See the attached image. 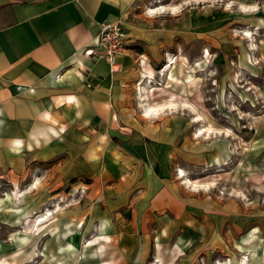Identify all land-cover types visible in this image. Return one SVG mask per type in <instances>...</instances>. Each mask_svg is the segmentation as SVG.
<instances>
[{"label":"crops","instance_id":"crops-1","mask_svg":"<svg viewBox=\"0 0 264 264\" xmlns=\"http://www.w3.org/2000/svg\"><path fill=\"white\" fill-rule=\"evenodd\" d=\"M140 1L0 0V170L22 175L42 166L49 182L75 181L65 195L85 186L88 200L57 224L68 241L59 236L58 253L44 261L65 264L71 253L62 243L77 245V231L109 236L121 228L142 230L139 248L131 255L122 244L117 260L104 251L105 264H146L152 249L171 264H193L201 247L224 251L232 229L240 235L235 248L264 264V208L247 212L240 200L196 194L176 174L203 161L221 166L228 151L214 141L200 155L194 106L177 100L193 76L170 58L173 29L154 28L150 12L137 10ZM114 22L128 41L111 65L97 37ZM89 49L96 54H84ZM222 264L239 263L228 255Z\"/></svg>","mask_w":264,"mask_h":264},{"label":"rangeland","instance_id":"rangeland-1","mask_svg":"<svg viewBox=\"0 0 264 264\" xmlns=\"http://www.w3.org/2000/svg\"><path fill=\"white\" fill-rule=\"evenodd\" d=\"M161 6L155 13L149 11ZM137 10L150 12L154 28L164 32L173 29L171 44L177 51L170 58L180 72L182 66L184 72L189 66L193 76L188 92L180 90L177 100H188L194 106V135L201 144L200 155L202 145L214 141L226 144L228 151L221 166L203 161L191 173L178 169L176 174L184 176L182 182L188 177L196 194L222 202L240 200L248 206L247 212L255 204L264 208V0H141ZM127 41L128 36L125 47ZM238 179L242 185L236 187ZM72 182H49L48 170L38 165L28 167L22 175L0 170V264L54 263L53 255L60 246L56 239H69L67 231L59 230L57 224L72 215L70 210L78 209L85 198L88 200L85 186L64 194ZM43 190H60L62 194L44 197ZM42 217L45 220L41 222ZM151 232L154 235L156 231ZM76 234L77 245L62 243L71 253L66 254L65 264H105L108 255L104 251L114 252L117 260L122 244L127 247L128 243L133 255L142 230L116 228L107 236L92 229ZM238 238L240 235L229 229L224 251L219 246L201 247L193 264L205 263L209 247H215L211 264H222L228 255L236 256L239 264H250L252 252L235 248ZM100 251L104 254L98 255ZM259 252L264 256V247ZM49 255L50 261H44ZM163 257L152 249L146 264L173 263Z\"/></svg>","mask_w":264,"mask_h":264},{"label":"built area","instance_id":"built-area-1","mask_svg":"<svg viewBox=\"0 0 264 264\" xmlns=\"http://www.w3.org/2000/svg\"><path fill=\"white\" fill-rule=\"evenodd\" d=\"M127 33L120 23H105L100 26L97 37L99 56L104 58L109 64L114 65L115 58L125 47ZM87 56H94L96 53L92 50H86Z\"/></svg>","mask_w":264,"mask_h":264},{"label":"bare ground","instance_id":"bare-ground-1","mask_svg":"<svg viewBox=\"0 0 264 264\" xmlns=\"http://www.w3.org/2000/svg\"><path fill=\"white\" fill-rule=\"evenodd\" d=\"M163 7L161 6V7H156V8H152V9H150L149 11L150 12H157V11H159L160 9H162ZM166 70V69H165ZM203 131L204 130H202L201 132H200V134H202L203 133ZM187 181V183L189 184V185H192V183L189 181V180H186ZM195 186V185H194ZM45 220V218L44 217H42L39 221H44Z\"/></svg>","mask_w":264,"mask_h":264}]
</instances>
